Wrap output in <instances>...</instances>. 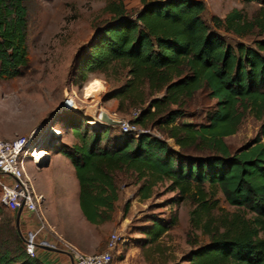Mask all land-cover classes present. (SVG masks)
Here are the masks:
<instances>
[{"label": "trees", "instance_id": "obj_1", "mask_svg": "<svg viewBox=\"0 0 264 264\" xmlns=\"http://www.w3.org/2000/svg\"><path fill=\"white\" fill-rule=\"evenodd\" d=\"M30 1L0 0V80L19 76L27 64ZM138 2V10L129 12L121 0H104L108 18L93 27L73 81L81 87L89 74L124 73L123 84L106 99L117 102L116 112L138 109L129 123L143 130L150 124L160 136L135 138L117 131L112 138L105 128L83 137L71 129L79 144L55 147L73 168L79 212L94 226L110 219L117 172L135 176L140 200L167 182L175 200L191 206L190 230L207 239L193 246L186 264H264V39L255 49L231 47L216 34L242 38L257 30L264 36V0L251 20L232 9L223 18L211 16L209 24L200 0ZM199 91L215 101L206 122L177 123ZM245 115L261 122L258 136L231 151L223 139L236 132ZM216 194L233 210L219 208ZM176 222V215L167 221L152 218L142 243H155ZM0 264L43 263L26 255L21 239L5 225L0 226Z\"/></svg>", "mask_w": 264, "mask_h": 264}, {"label": "rangeland", "instance_id": "obj_2", "mask_svg": "<svg viewBox=\"0 0 264 264\" xmlns=\"http://www.w3.org/2000/svg\"><path fill=\"white\" fill-rule=\"evenodd\" d=\"M200 1L205 7L202 18L209 24L211 16L221 17L232 9L240 11L247 20H251L258 12L261 0ZM121 2L129 12L139 8L138 0ZM103 6L104 0H32L26 4L27 64L20 69L19 76L0 80V139L10 140L28 135L32 127L41 125L33 142L37 144V149H42L50 156V162L47 167L37 168L28 159L24 161L34 193L43 197L41 213L44 226L39 233L40 239L55 242L56 238L52 234L55 233L62 240H67L66 235H62L56 226L57 223L65 222L68 228L72 227L67 238L84 242V235L92 234V242L97 245L96 253L103 251L109 234H117V247L112 253L111 264H186L185 257L193 246L201 245L207 239L199 232L190 230L188 211L191 206L186 200L176 201V192L168 189L167 182L157 184L148 199L140 200L137 195L139 182L135 176L125 171L115 173L117 199L110 219L100 225L89 226L77 213V185L71 170H68L70 167H60L58 157L61 155L58 156L56 152L57 144H79L76 132L85 137L105 128L108 136L117 138L115 128L101 126L107 121L106 116L131 121L130 110L116 112L117 102L106 99L110 91L123 84L124 73L89 74L81 87L73 81L77 57L81 52L87 51L86 46L95 33L93 27L108 18L102 10ZM216 34L231 47L242 44L255 49V42L264 39V36L257 34V30L242 38L222 31H216ZM94 82H98V86H93ZM71 92L77 96L75 104L78 110L58 111L63 97ZM214 105L215 101L208 98L206 92L199 91L185 103V113L177 123L204 124L206 114L214 109ZM96 115H103L105 121L102 119L94 127L92 123L96 122L93 121ZM260 124V121L245 115L236 132L223 140L233 151L256 138ZM48 127L59 130L61 135L46 138ZM71 129H76V132ZM140 130L151 136H160L150 124L145 130ZM165 141L170 148L177 150L172 141ZM261 142L264 144V138ZM215 198L219 208L229 212L233 210L220 194H216ZM0 213V226L9 225L20 239L25 230H37L41 227L34 213L25 214L18 219V235L14 225L15 215L1 205ZM213 213L217 214L216 211ZM174 215L177 217L176 225L155 243H142L145 239L142 231L149 227L152 218L167 221ZM59 256L64 259L60 254ZM50 260L46 261L41 256L38 259L43 264L55 263L54 260L49 262Z\"/></svg>", "mask_w": 264, "mask_h": 264}, {"label": "built area", "instance_id": "obj_3", "mask_svg": "<svg viewBox=\"0 0 264 264\" xmlns=\"http://www.w3.org/2000/svg\"><path fill=\"white\" fill-rule=\"evenodd\" d=\"M75 100L76 98L72 92L65 95L58 106V111L76 112L78 107ZM138 113V109H133L130 114L131 119L135 118ZM107 118L108 122L103 127L115 128L120 134H131L135 138L141 134H146L131 125L129 121L119 118L113 119L109 116ZM35 131L36 128H33L26 136L14 137L10 140L0 139V205L13 215L20 208L19 218H22L25 214L31 215L34 213L41 223L39 229L25 230L22 235L25 254L33 257L37 249L51 247L65 253L71 259L72 264H111L112 253L116 250L118 241V235L115 233L109 234L103 251L96 254L82 253L55 233H52L56 238L55 242L39 238V233L44 226L41 213L43 197L34 193L31 179L24 168L26 159L30 161L32 166L37 167L38 165L34 157L37 150V144L33 142V138L37 135V133H34ZM55 135L60 136V131L48 128L46 138L55 137ZM36 153L38 154V152ZM44 154L40 163H44L48 158V154L46 152Z\"/></svg>", "mask_w": 264, "mask_h": 264}, {"label": "crops", "instance_id": "obj_4", "mask_svg": "<svg viewBox=\"0 0 264 264\" xmlns=\"http://www.w3.org/2000/svg\"><path fill=\"white\" fill-rule=\"evenodd\" d=\"M214 16L217 17V18H223L224 15L221 16V17L220 16H217V15H214ZM32 128H34V127H32ZM59 155H61V154L58 153V156ZM58 159L60 160V164H61V166L59 165L60 167H62L64 169H67V167H70V169H68V170H71L72 175H73V177L75 179L74 171H73V168H72L69 160H67L63 155H61V157H58ZM49 162H50V156H48V158H47V166H48ZM57 168H58V166H57ZM75 181H76V179H75ZM76 185H77V182H76ZM76 208H78V206ZM77 213L80 216L81 220H83V218H82V216H81V214L79 212V209H77ZM85 223L90 226V224H88L87 222H85ZM56 226H57V228H59L58 230H59V232L62 235H64V236L66 235V239L67 240H64V239L63 240L66 241L67 243L71 244L75 248H77L82 253H85V254H95L97 252V247H96L97 245H96L95 242H92V237H91L92 234H89V233L88 234H85L84 235L85 236L84 237V240L85 241L84 242H79L77 240H72L70 238H67L68 232L71 231L70 229L72 227L68 228V226H67V224L65 222L64 223H57ZM58 254H60V253H58ZM58 254L53 253V252H49V251L44 250V249H37L36 252H35V257L37 259H39V256H41L46 261L49 260V259H51L49 261L51 263H52V260H54V262H55L54 264H72L71 259L67 255L60 254L64 258V259H60V256L58 257Z\"/></svg>", "mask_w": 264, "mask_h": 264}, {"label": "bare ground", "instance_id": "obj_5", "mask_svg": "<svg viewBox=\"0 0 264 264\" xmlns=\"http://www.w3.org/2000/svg\"><path fill=\"white\" fill-rule=\"evenodd\" d=\"M73 95L75 96V98H76V100H77V96L73 93ZM99 115H96V116H94L95 118L93 119V121H96V122H93L92 123V125H94V127H96L97 125H99V122L100 121H103L102 119H104V121H105V117L104 116H106L105 114H104V116L102 115V116H99ZM99 119V121H97ZM106 122H108V118H107V116H106ZM106 122H104L103 124H101V126H104V125H106L105 123ZM38 126H40V127H38ZM36 131L34 132V133H39V131L41 130V125H37L36 127ZM49 128V127H48ZM93 128V127H92ZM51 129H53V130H55L54 128H52L51 127ZM36 152H38V154L36 153ZM44 151L42 150V149H37L36 151H35V154H34V157L36 158V162L38 163V164H40V162L42 161V159H43V157H44Z\"/></svg>", "mask_w": 264, "mask_h": 264}, {"label": "water", "instance_id": "obj_6", "mask_svg": "<svg viewBox=\"0 0 264 264\" xmlns=\"http://www.w3.org/2000/svg\"><path fill=\"white\" fill-rule=\"evenodd\" d=\"M46 166H47V159H46V161H45L44 163H40V164H38V165H37V168H42V167H46ZM20 213H21V209L19 208V209L17 210V212H16V214H15V218H14V225H15V228H16V230H17V232H18V235H19V231H18V219H19ZM21 241L23 242L22 237H21ZM42 249L47 250V251H49V252L65 254V253H63L62 251L57 250V249H53V248H51V247H43Z\"/></svg>", "mask_w": 264, "mask_h": 264}, {"label": "snow or ice", "instance_id": "obj_7", "mask_svg": "<svg viewBox=\"0 0 264 264\" xmlns=\"http://www.w3.org/2000/svg\"><path fill=\"white\" fill-rule=\"evenodd\" d=\"M93 86H98V82H94V85Z\"/></svg>", "mask_w": 264, "mask_h": 264}]
</instances>
